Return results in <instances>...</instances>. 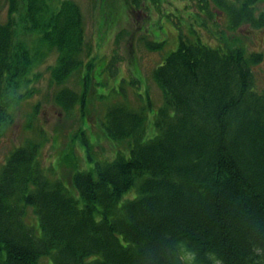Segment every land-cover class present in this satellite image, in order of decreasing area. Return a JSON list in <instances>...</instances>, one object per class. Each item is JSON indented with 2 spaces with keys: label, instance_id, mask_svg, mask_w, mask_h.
I'll use <instances>...</instances> for the list:
<instances>
[{
  "label": "trees",
  "instance_id": "trees-1",
  "mask_svg": "<svg viewBox=\"0 0 264 264\" xmlns=\"http://www.w3.org/2000/svg\"><path fill=\"white\" fill-rule=\"evenodd\" d=\"M49 1L7 0L0 131L12 121L32 68L27 35L36 33L40 44L57 50L50 72L58 85L91 51L79 8L60 0L52 10ZM261 2L218 4L230 29L244 24L263 31L264 9L254 8ZM179 39L154 72L166 103L158 110L157 135L142 141L141 111L117 106L106 113L105 135L132 140L129 156L96 161L72 174L69 186L47 177L37 143L8 156L0 171V264H169L167 249L177 238L202 254L215 249L225 264H264V90L253 71L264 52ZM83 100L68 89L55 98L65 110ZM130 191L133 198L123 199Z\"/></svg>",
  "mask_w": 264,
  "mask_h": 264
},
{
  "label": "rangeland",
  "instance_id": "rangeland-1",
  "mask_svg": "<svg viewBox=\"0 0 264 264\" xmlns=\"http://www.w3.org/2000/svg\"><path fill=\"white\" fill-rule=\"evenodd\" d=\"M59 1L50 0L48 5L53 10ZM68 1L79 8L85 46L91 51L82 54L83 65L58 85L50 72L57 50L40 44L36 33L23 39L34 56L33 64L17 92L22 99L12 105V121L0 131V171L14 149L29 143L39 144V161L47 177L65 186L71 184L72 174L96 161H112L118 153L129 156L132 140L112 142L105 135L106 113L112 107L141 111L146 116L142 141L156 136L158 110L166 103L154 72L178 48L179 34L192 41L198 35L214 47L238 43L248 52H264V30L244 24L230 29L227 13L218 4L238 6L241 0H205L209 4L202 0L204 23L193 25L196 32L187 29L193 13L201 11L197 0ZM254 8L258 13L264 2ZM7 9V0H0V23L7 21ZM253 71L258 90H264V60L253 65ZM65 89L84 95L83 103L77 101L65 110L55 101ZM134 193L123 199L133 198ZM28 214L34 222L31 210Z\"/></svg>",
  "mask_w": 264,
  "mask_h": 264
},
{
  "label": "clouds",
  "instance_id": "clouds-1",
  "mask_svg": "<svg viewBox=\"0 0 264 264\" xmlns=\"http://www.w3.org/2000/svg\"><path fill=\"white\" fill-rule=\"evenodd\" d=\"M165 238L171 240L167 234ZM166 254L169 264H225L223 257L215 249L209 248L202 254L199 248L182 238L171 240Z\"/></svg>",
  "mask_w": 264,
  "mask_h": 264
},
{
  "label": "flooded vegetation",
  "instance_id": "flooded-vegetation-1",
  "mask_svg": "<svg viewBox=\"0 0 264 264\" xmlns=\"http://www.w3.org/2000/svg\"><path fill=\"white\" fill-rule=\"evenodd\" d=\"M198 1V6L200 7V10L201 11H198L197 13L195 12V13H193L194 14V16L195 17H193L192 18V20L190 21L191 23H189V26H188V29L187 30H189V31H194V32H196V30H197V28H194L193 27V25H196V24H199V25H203V23H204V19L202 18L203 16H204V13H205V9L206 8H204V7H202L203 6V1H204V3L205 4H209V2L207 1V2H205V0H197ZM206 7V6H205ZM198 9V8H197ZM209 13V12H208ZM191 16H192V14H191ZM178 36H180V34L178 35ZM189 38V37H188ZM184 40V39H183ZM195 40H199L200 42H202V43H204L203 41H201V39H200V37L197 35V37L195 38ZM179 41H180V39L178 40V47H179ZM206 44V43H205Z\"/></svg>",
  "mask_w": 264,
  "mask_h": 264
}]
</instances>
